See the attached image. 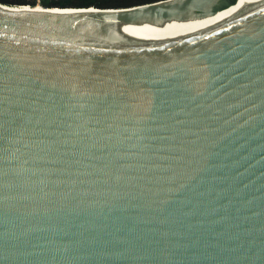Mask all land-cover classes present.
<instances>
[{"label":"water","instance_id":"95a60500","mask_svg":"<svg viewBox=\"0 0 264 264\" xmlns=\"http://www.w3.org/2000/svg\"><path fill=\"white\" fill-rule=\"evenodd\" d=\"M42 7L99 12L0 6V264H264V0Z\"/></svg>","mask_w":264,"mask_h":264},{"label":"trees","instance_id":"16d2710c","mask_svg":"<svg viewBox=\"0 0 264 264\" xmlns=\"http://www.w3.org/2000/svg\"><path fill=\"white\" fill-rule=\"evenodd\" d=\"M7 5L34 3L33 0H0ZM157 0H42L43 6L53 7H99V8H122L153 2ZM234 1V0H229Z\"/></svg>","mask_w":264,"mask_h":264},{"label":"bare ground","instance_id":"6f19581e","mask_svg":"<svg viewBox=\"0 0 264 264\" xmlns=\"http://www.w3.org/2000/svg\"><path fill=\"white\" fill-rule=\"evenodd\" d=\"M5 8L11 9V10H34V11H45V12H68V11H92V12H99L96 11L94 8H90L88 10H78V9H70V8H57V7H53V8H44L40 5L38 6H5V5H1Z\"/></svg>","mask_w":264,"mask_h":264},{"label":"built area","instance_id":"2783aa9c","mask_svg":"<svg viewBox=\"0 0 264 264\" xmlns=\"http://www.w3.org/2000/svg\"><path fill=\"white\" fill-rule=\"evenodd\" d=\"M33 1H34L33 4L28 2L27 4H15V5H12V6H35V5L36 6H38V5L43 6L42 0H33Z\"/></svg>","mask_w":264,"mask_h":264}]
</instances>
